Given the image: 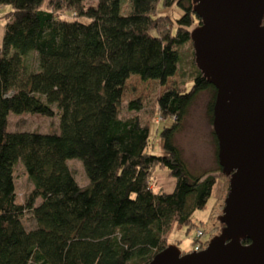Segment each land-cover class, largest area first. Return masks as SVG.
Masks as SVG:
<instances>
[{
	"label": "trees",
	"instance_id": "obj_1",
	"mask_svg": "<svg viewBox=\"0 0 264 264\" xmlns=\"http://www.w3.org/2000/svg\"><path fill=\"white\" fill-rule=\"evenodd\" d=\"M5 6L11 10L0 47V264L149 263L175 226L196 227L193 213L205 208L220 178L228 181L213 131L217 174L190 172L175 144L189 108L208 91L212 127L216 91L194 62L190 28L199 19L192 0H0ZM187 44L193 84L157 99L158 116L173 123L159 132L165 154L153 155L151 121L120 117L124 87L134 76L165 86ZM127 109L139 113L141 106L130 101ZM9 115L56 117L58 132H9ZM71 160L82 164L85 187ZM18 164L32 185L23 203L15 193ZM156 167L175 179L171 193L153 192Z\"/></svg>",
	"mask_w": 264,
	"mask_h": 264
},
{
	"label": "water",
	"instance_id": "obj_2",
	"mask_svg": "<svg viewBox=\"0 0 264 264\" xmlns=\"http://www.w3.org/2000/svg\"><path fill=\"white\" fill-rule=\"evenodd\" d=\"M192 4L194 62L216 91L212 131L228 177L222 228L199 252L168 245L147 264H264V0Z\"/></svg>",
	"mask_w": 264,
	"mask_h": 264
},
{
	"label": "rangeland",
	"instance_id": "obj_3",
	"mask_svg": "<svg viewBox=\"0 0 264 264\" xmlns=\"http://www.w3.org/2000/svg\"><path fill=\"white\" fill-rule=\"evenodd\" d=\"M96 0H86L87 4L93 5ZM11 10L10 7H0V47L4 27L7 23L5 15ZM159 14L169 13L171 17H176L177 13L168 11H158ZM63 17L69 18L67 13H62ZM197 22L193 24L190 30L197 27ZM191 48L185 45L179 49L178 73L168 80L167 84L161 87L154 81L142 82L138 77H131L125 84L122 103L121 118H127L132 115H138L142 123L149 124V140L151 146L148 150L153 155H164L162 141L159 132L164 128H169L173 121L165 119L158 121L156 101L161 94L169 89L175 88L180 91L189 90L193 84V70L191 65ZM210 98V92L200 93L188 110L184 119L181 131L175 137L181 157L190 172L216 173L217 165L214 158V144L211 137L212 127L209 124L206 109ZM130 101H138L141 111L135 113L128 111L127 105ZM9 132H39L50 134L58 132V119L45 118L42 116L31 115H9L8 117ZM68 166L75 176L76 182L80 187L88 184L82 164L78 160H71ZM219 174V173H218ZM151 186L155 193H171L175 187V179L167 174L165 169L156 167L152 171ZM212 193L207 200L203 210H197L193 213L192 223L196 227L175 226L168 237L169 245H175L183 254L192 250V239L197 230L203 231L202 242L209 241L213 236L219 234L220 224L218 217L221 215L224 199L228 190V181L220 178ZM15 193L18 203H23L32 191V185L28 180L22 166L18 164L14 169ZM26 228H32L33 224L25 221ZM189 229V230H188ZM211 236V237H210Z\"/></svg>",
	"mask_w": 264,
	"mask_h": 264
},
{
	"label": "built area",
	"instance_id": "obj_4",
	"mask_svg": "<svg viewBox=\"0 0 264 264\" xmlns=\"http://www.w3.org/2000/svg\"><path fill=\"white\" fill-rule=\"evenodd\" d=\"M157 120L160 121V120H162V118L161 117H158ZM202 236H203L202 231L197 230L195 232V235H194V237L192 239V242H193V244H192V251L199 252V251L203 250L206 247V245H204L202 243V241H201Z\"/></svg>",
	"mask_w": 264,
	"mask_h": 264
}]
</instances>
